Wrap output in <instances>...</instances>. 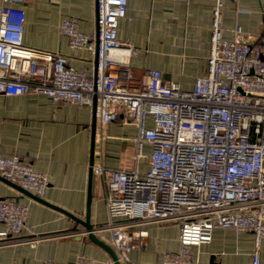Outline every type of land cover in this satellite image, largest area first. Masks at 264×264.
Returning a JSON list of instances; mask_svg holds the SVG:
<instances>
[{
  "label": "built area",
  "instance_id": "1",
  "mask_svg": "<svg viewBox=\"0 0 264 264\" xmlns=\"http://www.w3.org/2000/svg\"><path fill=\"white\" fill-rule=\"evenodd\" d=\"M25 0L0 3V93L42 92L53 102L92 106L102 126L117 117L135 125V153L150 145L149 165L109 167L92 164L103 186L109 244L119 262L133 249H145L148 224L172 221L179 226V246L161 253L162 264H191L192 247L211 240L215 227L254 235L251 264H260L264 237V30L249 41L240 25L233 36L221 32V0L212 9L206 72L190 89L166 81L158 68L136 78L128 58L135 48L117 36L127 17V0H95L92 34L78 28V18L64 16L59 32L71 49L85 48L93 71L68 63L65 54L27 46L22 41ZM264 24V10L262 11ZM97 40V41H96ZM0 175L41 197L49 183L18 154L0 153ZM27 206L0 195V243L25 241ZM40 264H61L51 259ZM74 264H93L78 255Z\"/></svg>",
  "mask_w": 264,
  "mask_h": 264
},
{
  "label": "crops",
  "instance_id": "2",
  "mask_svg": "<svg viewBox=\"0 0 264 264\" xmlns=\"http://www.w3.org/2000/svg\"><path fill=\"white\" fill-rule=\"evenodd\" d=\"M216 0H127V17L120 20L117 36L135 48L128 62L138 78L145 68H158L166 81L183 89L193 87L207 69L210 51L212 9ZM2 0H0V3ZM221 32L233 36L240 25L249 41L264 30V0H221ZM22 41L25 45L65 54L68 63L88 73L93 71L91 55L85 48L71 49L59 32L64 16L78 18V28L92 34L95 28V0H25ZM92 106L69 101L53 102L42 92L0 93V153L18 154L49 176L42 199L84 219L87 210L89 160L93 141V162L109 167L149 165L150 145H142L135 161V125L120 116L102 126L96 122L91 136ZM0 195L14 196L27 206L23 233L37 234L31 246L25 241L0 243V264H40L51 259L74 264L82 254L93 264H114L110 254L93 242L63 211L43 203L0 176ZM90 223L96 227L107 220L103 186L95 176L89 201ZM0 221V231L5 229ZM147 247L133 249L130 259L120 264H162L161 253L179 246V226L172 221L148 224ZM95 235L109 246L107 229ZM254 235L250 231L215 227L211 240L192 247L191 264H251ZM264 264V237L260 244Z\"/></svg>",
  "mask_w": 264,
  "mask_h": 264
},
{
  "label": "water",
  "instance_id": "3",
  "mask_svg": "<svg viewBox=\"0 0 264 264\" xmlns=\"http://www.w3.org/2000/svg\"><path fill=\"white\" fill-rule=\"evenodd\" d=\"M97 41V40H96ZM95 126H96V115H95V98L93 101V105H92V120H91V136L92 139L94 138V134H95ZM93 164V141L91 143V151H90V160H89V183H88V195H87V210H86V214H85V218L81 219L73 214H71L70 212L58 207V206H54L53 204L48 203L47 201H45L44 199H42L41 197L32 194L31 192H29L28 190L22 188L21 186H19L18 184L10 181L9 179L1 176L3 179L9 181L13 186H15L16 188H18L19 190L30 194L31 196H33L35 199L46 203L48 205H51L61 211H63L64 213L68 214L69 216H71L76 222L80 223L83 225L84 227V231L87 233L88 237L95 243L99 244L100 246H102L111 256V259L113 261L114 264H120V262L117 260L116 255L113 251V249L111 248V246H109L107 243H105L104 241L100 240L94 232V226L90 223L89 221V215H88V207H89V201L91 198V194H92V186L94 184V180H95V176L92 172V166Z\"/></svg>",
  "mask_w": 264,
  "mask_h": 264
}]
</instances>
